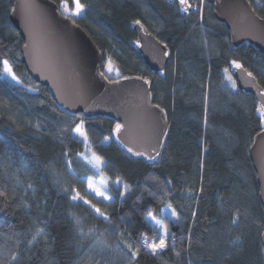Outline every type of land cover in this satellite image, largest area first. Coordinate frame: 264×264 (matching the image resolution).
<instances>
[{"label": "trees", "instance_id": "1", "mask_svg": "<svg viewBox=\"0 0 264 264\" xmlns=\"http://www.w3.org/2000/svg\"><path fill=\"white\" fill-rule=\"evenodd\" d=\"M50 1L60 6L61 0ZM247 1L264 17V0ZM67 2L71 8L73 0ZM80 2L84 15L75 21L104 62L110 59L121 76H142L153 83V103L167 114L168 139L159 164L149 166L114 142H103L114 127L111 119L65 116L22 62L23 41L10 21L15 0H0V60L8 59L23 82V87L11 85L0 67V191L5 193L0 196V264H129L127 249H120L125 243L135 246L141 233L151 235L153 226L143 215L148 208L155 209L157 219L167 220L160 212L169 202L185 218L181 224L169 223L175 245L169 243L159 256L141 247L132 264H264V208L249 155L261 130L258 103L237 87L225 86L223 72L230 61H240L264 89V56L248 44L231 47L229 31L213 17L214 0H204L202 20L199 12L181 15L167 0ZM137 21L170 49L164 79L153 75L133 48L131 25ZM36 86L39 94L26 90ZM81 118L93 150L105 161L102 171L109 182L119 176L132 186L124 201L114 187L111 206L87 193L83 178L94 175L78 159L85 149L72 132ZM65 153L75 177L67 171ZM165 179L171 180L174 195L163 193L160 182ZM63 186L87 193L112 224L97 219L88 206L70 203ZM189 192L199 195L198 203L187 199ZM73 215L79 217V226ZM233 216H238V226L232 225ZM77 227L84 233L93 230L104 245L81 236ZM38 228L44 235L30 244Z\"/></svg>", "mask_w": 264, "mask_h": 264}, {"label": "water", "instance_id": "2", "mask_svg": "<svg viewBox=\"0 0 264 264\" xmlns=\"http://www.w3.org/2000/svg\"><path fill=\"white\" fill-rule=\"evenodd\" d=\"M25 2L26 0H15L13 9L16 11L11 13L10 21L23 41L22 62L30 77L41 87L48 89L57 105L63 101L68 106L66 111L75 115L81 114L87 119L108 118L114 122L123 123L125 114H127L133 123L135 135V141L131 142V146L137 147L146 144L152 133L151 116L146 109H150L151 112H158V109L153 107V83L143 85L150 92L147 105H144L135 95V86L142 85V81L121 79L119 84L108 83L100 75L104 63L100 49L76 21L65 19L57 11L59 7L50 0H31L32 3L44 9L48 17L52 18L51 30L54 34L50 41L41 47L38 61L30 62L29 58L23 55L27 34L25 31L26 13L21 6ZM167 2L171 5L176 4L179 10L178 0H167ZM193 13L184 14L180 12L183 16H190ZM213 17L218 23L225 25L229 31L230 44L233 49L237 50L248 44L264 56V19L259 17L247 0H214ZM28 24L38 35L44 33L45 21L39 12L28 21ZM61 30L71 33L72 50L70 52H66L60 45L59 35L63 34ZM131 30L135 34L133 48L136 53L153 75L164 79L165 74L164 76L157 74V70L160 68L157 63L159 59L157 49L163 48L164 44L159 42L140 21L133 23ZM137 42L141 45L140 47L137 46ZM168 51L170 52L169 48ZM170 61L171 55L165 60L166 70ZM237 62L241 63L240 61ZM244 69L246 68L244 67ZM229 70L233 78L236 79L237 89L245 96L254 97L259 108L264 103V98L260 97L259 93L264 92V89L259 85L256 77L253 74L249 77L247 72L250 71L247 69L245 72L243 69H235L229 66ZM61 109L65 111V109ZM256 116L260 120L261 130L254 138L249 155L256 173L259 201L264 208V159L261 158V153L264 152V122L261 121L257 111ZM165 122L168 126V132H170L166 117ZM167 139L168 136L166 142ZM114 143L125 154L135 160L142 161L140 158L129 154L119 143ZM163 149L164 147L161 152ZM144 163L152 166L147 162ZM261 243L264 248V233L261 236Z\"/></svg>", "mask_w": 264, "mask_h": 264}, {"label": "snow or ice", "instance_id": "3", "mask_svg": "<svg viewBox=\"0 0 264 264\" xmlns=\"http://www.w3.org/2000/svg\"><path fill=\"white\" fill-rule=\"evenodd\" d=\"M203 3L204 0H178V7L179 11L184 14H189L190 12H199L201 14V20L203 19ZM195 5V6H194ZM26 13L25 17V31H26V40L27 42L24 43V56H27L31 61H38L39 59V52L42 46L46 45L47 42L50 41L52 35L54 34L51 30L53 20L52 18L48 17L44 11V9L40 8L38 5L31 2V0H26V2L21 6ZM85 10V5L80 2V0H74V10L70 9L67 0H61L60 6L57 9L61 15L64 16L65 19L75 21L76 18L82 17ZM12 11H16V9H12ZM39 12L42 18L45 21V30L42 35H38L34 29L29 27L28 21L34 18L35 14ZM264 19V17H262ZM139 23V21H137ZM63 32V30H61ZM60 45L64 48L66 52H70L72 50V36L70 32H63L62 35H59ZM137 46L140 47L141 45L137 42ZM157 53L159 59L157 63L160 65V68L157 70V74L160 76H164L166 70L165 60L170 57V52L168 51V46L165 44L163 48L157 49ZM231 68L235 69H243L245 72L247 71L244 69V66L237 62L236 60L230 61ZM0 67H2V72L6 77H9L12 82L16 85H21L23 87V82L20 77L16 75L13 70V65L10 63L8 59L0 60ZM224 77H225V86L230 87L231 89H235L237 87L236 79L233 78L232 73L229 70V67L224 68ZM115 73L117 79L112 78V74ZM100 75L108 81L110 84H119L120 80H136L142 81V85L135 86V95L147 105L149 103L148 96L150 95L149 89L144 88L143 85H151V81L145 79L142 76L136 77H127L121 76L120 73L113 67L111 60H108L105 72H101ZM249 77L252 76L251 72H247ZM46 78V77H44ZM28 92L37 93L39 94L40 88L39 86L36 87H29L26 89ZM260 97L264 98V92L259 93ZM40 103L43 104L44 101L40 100ZM57 107L65 109L64 115L67 117H75L74 113H70L66 111L67 104L63 101H60ZM158 112H151L150 109H146L151 116V124H152V133L149 137L146 144L143 146L133 147L131 146V142L135 141V135L133 133V123L125 114V121L115 122L114 127L110 130L109 134H105L104 136V143L108 142H116L119 143L121 147L125 148L126 151L131 154L133 157L140 158L142 161L149 163L152 166L159 164L160 157L162 156L161 149L164 147L166 143V138L169 135L168 126L165 122L166 112L163 108H161L158 104L153 105ZM57 109L53 108L52 111L55 112ZM259 113L260 119L264 122V103L261 104L259 108L256 109ZM119 115V113H118ZM205 127H207V117L205 112ZM37 129H39V125H37ZM72 132L78 138L79 141L83 142V147L85 149L84 152H80L78 154V159H82L86 161L88 165L91 166L92 169L95 170L96 173L100 174L101 178L99 180V185L94 182L92 177L87 178V193H91L94 198H97V202H106L107 206H111V203L114 202V197L109 194L105 189L109 187V181L111 180L110 177H107L105 173H103L102 169L105 167V161L101 155H98L96 151L93 150L91 143L89 142V135L88 130L85 127L84 119L81 118L78 123H75L74 127L72 128ZM202 151L206 152L207 148H202ZM90 153V155H86L85 153ZM261 158L264 159V152L261 153ZM65 164L69 174L72 176H76L72 166V160L68 158L67 153H65ZM201 168H203V162L201 161L200 164ZM153 179H156L153 177ZM203 182V177H201V183ZM161 187L163 188V193L168 195H174L172 189L171 180L165 179L160 182ZM112 186L117 189L119 192V199L120 201H124L126 199V194L131 191L130 185L126 182H122L119 176L116 177ZM31 187V185H29ZM63 191L69 194V202L70 203H82L85 206L89 207V210L93 212V215L102 220L106 225H111L112 220L109 218L105 212L101 211V208L97 207L96 203H93L91 199L87 198V193L85 195H81L80 191L76 188L69 189L66 186H63ZM201 192L203 189L201 188ZM5 193L0 191V196H4ZM219 196V194H218ZM157 202H162L163 197L157 196ZM187 199L195 200L197 203L199 202V195L193 194L189 192L187 195ZM222 208V203L219 205ZM155 209L148 208L144 212V220L152 223V231L151 235L148 233H141L137 237V242L135 246L132 243H125L124 248H121L120 251L124 252V249H127V253L130 254L129 264H132V261L137 257V254L140 252L141 247L145 248L149 251V253L153 256L161 255L165 249L168 248L169 243L175 245L176 243V235L175 233L170 232L169 223L181 224L185 219L182 215V212H178V210L173 207L172 203L169 202L165 205L163 209H161L160 214L165 219H157V216L154 215ZM191 218L195 221L196 218V211H191ZM73 221L77 226L80 224L79 217L73 215ZM238 216H233L231 223L233 226H238L237 224ZM121 222H124V217H121ZM77 231L83 237H89L96 240V245H104V241L101 236L94 235L93 230H89L88 233H84L79 227H77ZM114 231V230H113ZM131 235V233H118V235ZM44 235V229L38 228L35 235H33L32 240L29 241L31 244L34 242L37 237ZM184 237H182L183 239ZM189 242L191 240L190 236V229L188 237ZM239 239V238H237ZM96 245H93L95 247ZM91 249H89V252ZM85 256L88 255V252L84 253ZM13 260H16V256L12 257Z\"/></svg>", "mask_w": 264, "mask_h": 264}, {"label": "rangeland", "instance_id": "4", "mask_svg": "<svg viewBox=\"0 0 264 264\" xmlns=\"http://www.w3.org/2000/svg\"><path fill=\"white\" fill-rule=\"evenodd\" d=\"M203 5H204V3H203ZM70 9H72V10H74V0H73V5H72V7L70 8ZM83 15H84V13H83ZM82 15V16H83ZM79 18V17H78ZM77 19V18H76ZM107 61L106 62H104V64H103V67H104V71L103 72H105V70H106V66H107ZM105 65V66H104ZM121 75V74H120ZM112 78L113 79H117V76H116V74L115 73H113L112 74ZM4 79L6 80V81H8L11 85H16L14 82H12L11 81V79L9 78V77H6L5 75H4ZM74 137L76 138V139H78L76 136H75V134H74ZM80 142H82V141H80ZM83 143V142H82ZM86 155H90V153H85ZM79 160H81L85 165H86V167H88L89 168V170L93 173V175L94 176H89V177H92V179L94 180V182L95 183H97V185H99V180H100V178H101V176H100V174H98V173H96L95 172V170L94 169H92L91 168V166L90 165H88L87 163H86V161H84V160H82V159H79ZM87 178L88 177H85V178H83L84 179V181H87ZM113 183V182H112ZM112 183L111 182H109V187L107 188V189H105L107 192H109V194H111L112 196H113V192H112ZM115 188V187H114ZM116 189V188H115ZM151 225H152V223L151 222H149Z\"/></svg>", "mask_w": 264, "mask_h": 264}]
</instances>
